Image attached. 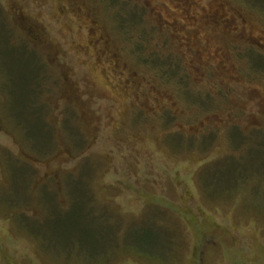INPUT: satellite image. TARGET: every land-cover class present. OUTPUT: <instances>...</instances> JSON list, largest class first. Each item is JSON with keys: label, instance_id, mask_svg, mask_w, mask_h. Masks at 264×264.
<instances>
[{"label": "rangeland", "instance_id": "1", "mask_svg": "<svg viewBox=\"0 0 264 264\" xmlns=\"http://www.w3.org/2000/svg\"><path fill=\"white\" fill-rule=\"evenodd\" d=\"M0 264H264V0H0Z\"/></svg>", "mask_w": 264, "mask_h": 264}, {"label": "trees", "instance_id": "2", "mask_svg": "<svg viewBox=\"0 0 264 264\" xmlns=\"http://www.w3.org/2000/svg\"><path fill=\"white\" fill-rule=\"evenodd\" d=\"M37 68V67H36ZM39 72V71H38ZM37 75H38V73H37Z\"/></svg>", "mask_w": 264, "mask_h": 264}]
</instances>
